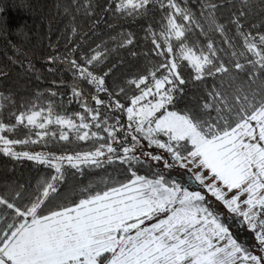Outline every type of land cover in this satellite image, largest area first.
I'll use <instances>...</instances> for the list:
<instances>
[{"label":"snow or ice","instance_id":"6c2138e0","mask_svg":"<svg viewBox=\"0 0 264 264\" xmlns=\"http://www.w3.org/2000/svg\"><path fill=\"white\" fill-rule=\"evenodd\" d=\"M152 2L118 0L116 10L133 15L138 10H146ZM167 7L171 12L166 17L165 31L161 33L166 53L157 51L156 54L171 57L174 48L170 41L174 37L180 42L179 59L195 70V80L229 73L223 63H216L212 43L207 44L209 54L203 51L197 54L183 43L188 29L178 23L177 17L191 21V13L176 0H167ZM3 13L4 9L0 8V16ZM234 23L242 27L239 20ZM219 30L224 31L222 27ZM241 35L247 52L255 57L248 63L253 69L258 66L264 72V34L258 36V42L250 33ZM132 43L129 34L127 44ZM152 43L157 50L161 49L155 38ZM99 59L97 54L88 63ZM234 66L239 71L245 70V65L239 62ZM77 67L85 79L96 85L97 91H107L104 78ZM160 68L166 72L161 77L152 71L147 76L130 80L139 94L131 98L130 106L116 101L115 108L126 113L127 120L135 124L133 131L140 133L149 145L164 149L182 167H186L183 161L189 160L215 178L212 184L206 185L207 191L229 213L242 217L240 223L255 233V247L261 254H253L233 237L230 226L220 214L205 205L204 195L188 191L177 181L169 182L163 175L148 179L130 170L132 178L128 182L88 194L72 205H62L45 213L46 202L58 191L57 181L64 179L65 162L77 170L83 165L100 167L101 157L117 152L110 143L106 153L103 151L105 145L94 152L74 155L16 151V146L39 143L48 136L58 135L59 140L67 142L72 130L81 141L92 137L103 139L96 132L90 133L93 124L85 122L84 115L78 116L77 123L71 117L54 114L49 106L47 112L40 109L13 113L15 123L11 125L0 121V153L14 160L47 165L56 173L50 182L44 183L42 190L37 189L38 194L28 204L18 206L0 196V206L13 213L9 221L0 216L3 225L0 227V264H264V89L259 100L255 94L251 99L247 95H234L235 104L228 96L214 90L208 93L210 100L201 106L205 115L190 110L182 113L169 110L183 93L182 86L186 83L180 65L176 58H169ZM237 91L243 93L242 88ZM73 95L80 97L81 92L73 88ZM93 100L97 105L105 103L98 97ZM82 106L96 122L94 126L100 128L98 110L88 107L87 103ZM212 111L216 113L214 120L207 115ZM50 125H59L69 131H48ZM19 126L36 130L34 135L39 139H31L30 135L23 139L5 135L15 132ZM104 131L112 141L116 140V130L108 125L107 119ZM157 134L167 137V142L156 139ZM128 135L139 142L132 132ZM134 147L135 144L124 147L122 158L108 155L107 162L119 159L120 163H139V157L129 155ZM180 147H186V154H181ZM147 155L153 161L163 160L166 168L173 166L160 155ZM195 179L205 184L203 173L197 174ZM217 183L223 187H217ZM224 189L227 192L235 190L236 194L229 197ZM242 196H246L243 201ZM242 203L246 210H242ZM150 221L153 222L148 223Z\"/></svg>","mask_w":264,"mask_h":264},{"label":"trees","instance_id":"16d2710c","mask_svg":"<svg viewBox=\"0 0 264 264\" xmlns=\"http://www.w3.org/2000/svg\"><path fill=\"white\" fill-rule=\"evenodd\" d=\"M117 3L118 0H0V8L4 9L0 16V121L11 125L15 123L13 113L40 109L47 112L51 106L54 114L71 117L77 123L78 116L84 115L85 122L93 124L90 133L96 132L103 137L81 141L76 138L75 130L50 125L48 131H69V141L59 140L58 135L55 138L48 136L39 143L16 146L15 150L32 154L74 155L94 152L105 145L103 151L106 153L109 143L117 149L115 154L106 153L100 158V167L83 165L81 170H77L64 164V179L57 181L58 191L46 202L45 213L62 205H72L88 194L128 182L132 178L130 170L148 179L163 175L169 182L181 184V176L176 179V175L165 172L164 165L144 157L149 152L160 153L173 165L171 168L179 170V175H182L178 169L179 163L164 149L148 145L140 133L133 131L135 124L127 120L126 113L115 108L116 101L130 106L131 98L139 94V89L130 84V80L147 76L152 71L157 72V77L166 74L160 65L167 59H177L181 75L186 80L182 86L183 93L175 105L169 106V110L182 113L190 110L205 115L201 106L210 100L208 93L211 91L228 96L230 102L235 104L232 100L234 95H247L251 99L255 94L256 100H259L264 89V72L258 66L253 69L248 63L255 57L247 52L244 36L241 35L250 33L257 37L258 42V36L264 34V0H247V3L244 0H176L192 15L191 21L177 17L178 23L188 29L183 43L196 50L197 54L200 51L209 54L207 44L212 43L216 50V63H223L229 68V73L205 76L199 81L194 78L195 70L179 59L180 42L174 37L170 41L174 48L171 57L156 54L157 51L166 53L161 33L165 31L166 17L171 12L167 0H153L146 10H138L133 15L117 11ZM236 20L240 21L242 27L234 23ZM221 27L223 33L219 30ZM129 34L133 39L131 45L127 44ZM154 38L161 44V49L155 48L152 43ZM97 54L100 59L88 63ZM236 62L244 64L245 70H237L234 66ZM77 66L104 78L107 91H97L96 85L85 79ZM73 88L81 92L80 97L73 95ZM238 88H242L243 93L238 92ZM93 97L105 103L97 105ZM83 103L98 110L100 128L94 126L96 122L85 112ZM207 115L213 120L216 117L214 111ZM105 119L116 130L115 141L104 131ZM35 131L19 126L12 138L23 139L30 135L31 139L38 140ZM129 132L137 137L138 146L128 135ZM156 138L167 142L166 137L161 135ZM134 144L133 152L129 155L139 157V163H120L119 159L107 162L108 155L122 158L123 148L133 147ZM178 150L182 155L186 154V147ZM200 171L194 172L200 174ZM189 174H186L184 186L201 187L198 192L205 196V205L208 204L210 209L220 214L242 246L260 255L255 247V233L247 231L240 223L242 219L239 216L235 219L234 214H229L224 205L202 185L196 184ZM53 175H56L54 169L47 165L14 160L0 153V196L18 206L28 204L38 194L37 189L42 190L44 183L50 182ZM220 185L217 183V187L222 188ZM224 191L227 192V189ZM231 193L227 192V195L231 197ZM12 215L11 210L0 206V216L5 221H9ZM0 227L3 225L0 224Z\"/></svg>","mask_w":264,"mask_h":264},{"label":"rangeland","instance_id":"374dc122","mask_svg":"<svg viewBox=\"0 0 264 264\" xmlns=\"http://www.w3.org/2000/svg\"><path fill=\"white\" fill-rule=\"evenodd\" d=\"M157 115H159V113L157 114ZM5 135H7L9 138H12L13 136H14V134L13 133H5ZM158 135H161V137H163V138H165V136H163L162 134H157L156 136H158ZM156 136H155V138H156ZM156 139H159V138H156ZM166 139H167V137H166ZM161 140V139H160ZM161 142H162V140H161ZM149 145V144H148ZM136 146H138L137 145V143H136ZM151 146V145H150ZM146 150L148 151V149L146 148ZM149 154H151V155H160V153H155V154H152L151 152H149ZM147 155V154H146ZM160 156H162V155H160ZM144 158H146V159H148V160H151L150 159V156L149 155H147L146 157H144ZM166 160V159H165ZM154 162H157L158 164H162V165H164V163H163V160L162 161H154ZM183 163L186 165V167H182L181 165H180V163H179V165H178V169H180V171H181V173H182V175H179V170H177V169H173V168H166L165 166H164V169H165V172H167V173H171L172 175H176V179H177V177L179 178L180 176L182 177V182H181V185L184 187V188H186L188 191H192V192H198V191H200L201 189V187L200 188H192L191 186H184V184H185V177H186V174H189V172H190V176H192L193 178H194V180H195V182H196V184H198L199 186H203L205 189H206V185H208V184H212L213 182H214V179L215 178H213V177H210V174L207 172V171H204L203 169H201V168H199V167H197V165L195 164L194 165V167H193V163H191L189 160H184L183 161ZM65 164H67L66 162H65ZM201 170L200 171V173H203V175L205 176V184H201L198 180H196L195 179V176L197 175V173H195V172H197V170ZM186 171V172H185ZM195 171V172H194ZM186 173V174H185ZM221 186V185H220ZM221 187H223V186H221ZM206 191H207V189H206ZM208 192V191H207ZM209 193V192H208ZM233 193V194H232ZM232 193H231V195H235L236 194V192H235V190H233L232 191ZM246 198V196H242L241 197V201H243L244 199ZM220 202V201H219ZM221 203V202H220ZM222 204V203H221ZM206 206H208V204L206 205ZM209 207V206H208ZM241 208H242V210H246V205H244L243 203L241 204ZM230 214V213H229ZM232 214H234V213H232ZM234 218L235 219H238V215H236V214H234ZM241 219H242V217H240ZM153 221H150V222H148V223H152ZM244 227H245V229L247 230V231H249V232H252L250 229H248L246 226V224H244L243 225ZM230 230H231V227H230ZM232 231V234H233V230H231ZM253 235V234H252Z\"/></svg>","mask_w":264,"mask_h":264}]
</instances>
